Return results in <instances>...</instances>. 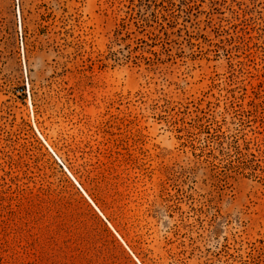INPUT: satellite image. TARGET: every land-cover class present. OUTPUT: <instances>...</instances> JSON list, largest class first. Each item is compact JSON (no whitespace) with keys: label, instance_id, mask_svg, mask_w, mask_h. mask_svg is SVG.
I'll return each instance as SVG.
<instances>
[{"label":"rangeland","instance_id":"obj_1","mask_svg":"<svg viewBox=\"0 0 264 264\" xmlns=\"http://www.w3.org/2000/svg\"><path fill=\"white\" fill-rule=\"evenodd\" d=\"M0 264H264V0H0Z\"/></svg>","mask_w":264,"mask_h":264}]
</instances>
